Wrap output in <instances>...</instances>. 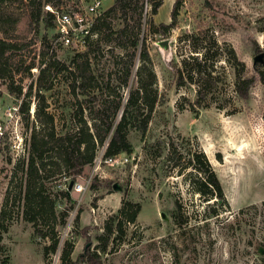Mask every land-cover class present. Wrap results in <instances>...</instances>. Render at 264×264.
<instances>
[{
  "label": "rangeland",
  "instance_id": "374dc122",
  "mask_svg": "<svg viewBox=\"0 0 264 264\" xmlns=\"http://www.w3.org/2000/svg\"><path fill=\"white\" fill-rule=\"evenodd\" d=\"M144 1L143 29L158 102L144 134L136 128L129 130L133 148L121 153L120 159L128 158L124 163L101 162L98 166L96 159L104 153L103 145L76 181L59 176L57 168L45 174V191L56 200L60 239L58 249L48 256L44 247L51 243L50 238L35 233L33 222L24 214L30 138L34 129L49 127L46 113L53 115L57 131L73 129L72 114L78 101L67 70L58 74L47 71L45 86L39 88L44 59L54 50L56 59L72 69L78 54L82 61L88 57L96 81L103 87L99 91L77 89L89 124L91 111L95 114L98 109L97 101L106 114L112 110L115 92L126 103L142 62L136 59L128 86H120L131 55L114 40L94 42L85 56L88 48L59 44L54 26L46 29L41 25L37 30L27 28V46L0 63V72L5 69L4 76L0 75V218L8 227L2 233L0 264H61L67 244L73 246L64 264H87L85 256L79 259L86 249L96 250L102 264H264V83L260 79L264 66L255 63L264 62V52L255 51L256 46L264 49V0H181L176 24L168 34L149 32L148 20L169 23L175 0H164L156 14ZM103 3L107 9L114 0ZM128 12L132 19L134 12ZM121 19L113 20L114 29L123 26ZM45 34L52 49L43 55ZM197 47L208 48L216 62L213 76L217 82L206 99L198 98L202 79L197 75L194 83L178 84V70L187 75L193 66L191 55L199 54L194 51ZM231 48L246 65L244 75L255 77L246 99L235 91ZM260 54L263 56L258 58ZM24 103L28 106L25 112L21 110ZM122 112L123 106L117 119ZM195 147L205 153L217 173L223 199L206 200L196 190L198 173L189 164L188 153ZM61 189L68 191V199L60 195ZM125 198L141 203L137 220L125 221L124 238L111 241L102 251L98 235L104 233L107 221L118 219ZM176 199L180 222L175 219ZM64 208L68 215L61 224L59 213ZM51 223L38 221L43 231H49Z\"/></svg>",
  "mask_w": 264,
  "mask_h": 264
},
{
  "label": "trees",
  "instance_id": "16d2710c",
  "mask_svg": "<svg viewBox=\"0 0 264 264\" xmlns=\"http://www.w3.org/2000/svg\"><path fill=\"white\" fill-rule=\"evenodd\" d=\"M61 0H0V63L4 64L10 57V54L16 53L18 50L25 48L28 29L37 30L42 25L43 27L53 28L52 14L45 12L43 9L44 3L58 4ZM151 7V13L156 14L158 8L163 4L164 0H146ZM181 0H175L171 12V21L169 23L160 22L156 24L152 19L149 22V32L168 34L175 26L178 14V7ZM144 8L145 1L137 0H114V3L108 7L101 15L94 26L97 36L87 46V51L83 55L88 56L92 51L93 46L98 41L115 43L131 55V63L126 67L124 72L125 77L119 81L120 86H128L130 75L135 66L136 59L142 63L138 67L136 78L133 80L130 88V95L123 103L120 93L115 92L116 99L113 100L110 113L106 114L102 109V103L97 101L98 109L91 111L89 124L88 119L84 116V109L81 101L78 98L77 89L79 92H85L89 88H96L97 91L103 87L97 83L96 77L92 70L90 60L82 61L78 54L75 59V65L72 69L56 59L55 52L52 50L48 59H44L45 67L39 75L38 86L41 89L45 73L49 70H56L57 74L63 70H67L72 74L70 88L78 101V107L72 114V119L75 120V127L66 132H59L56 129L54 117L51 113H46L47 124L39 130L34 129L30 138V152L27 165V178L24 194L25 217L32 221L35 227V233L43 237H49L51 243L46 245L45 255L48 256L50 252H55L60 243L56 224L58 215L56 214V200L51 198L45 191L44 177L52 168H57L60 175L68 177L69 181H76L84 172L85 166L94 162L97 156L98 149L105 146L104 155L112 156L122 152H132V144L128 139V132L132 128L139 129L143 134L148 128L151 114L158 102V91L152 87L155 83L156 75L150 69L148 62L150 61L148 47L146 45L147 33L143 29L144 24ZM129 10L134 12L132 19L128 17ZM123 21V26L114 29L112 22L114 19ZM146 20V19H145ZM133 21V23L131 22ZM23 25V27H22ZM28 28V29H27ZM264 29V28H263ZM261 29V30H263ZM142 30L143 36H142ZM12 33V37L10 36ZM95 42V43H94ZM43 55L52 49L49 43V38L45 34L42 42ZM195 52L201 53L191 55V62L193 66L185 75L182 69L178 70V84L194 83L197 75L202 79V84L197 90L198 98L206 99L212 91L213 86L216 85L217 77L213 76L214 59H211V54L208 48L197 47ZM256 53L264 52L259 46L255 47ZM233 60V65L236 68L235 77V91L242 98H248L251 87L255 82L254 76H245V63L241 61L235 50L230 49ZM188 59L184 60L186 63ZM211 62V63H210ZM256 65L264 62H255ZM34 63L30 66L32 67ZM255 65V66H256ZM5 69L2 67L0 72L4 76ZM187 76V79L185 78ZM260 79L264 83V70L260 72ZM110 84V83H108ZM111 86V85H109ZM45 88H50L45 87ZM19 89V94H21ZM96 100V97L94 98ZM123 106L122 116L117 119L116 115L119 109ZM28 106L22 104L21 110L25 112ZM171 150L175 151L176 146L172 142ZM189 164L197 170L198 175L194 179L196 190L203 194L206 200L214 199L216 201L223 199L224 192L222 184L218 178L217 173L212 167L211 162L206 157L205 153L198 148L189 149ZM68 185V184H67ZM64 198H69V193L66 189L58 191ZM141 210V203L132 202L128 199H123L122 206L116 216L118 219H111L104 225V233L98 235L100 241V248L106 251L110 242L114 240H122L125 235L123 224L127 222H135L138 213ZM180 204L175 200V219L180 222ZM4 215V211H3ZM59 222L65 224L68 215L67 209L64 208L59 213ZM46 222L50 220L52 223L49 226V231H43L39 227L38 221ZM78 222V218H77ZM47 224V223H46ZM7 226L3 222V217L0 218V247H2L3 236L2 233L7 230ZM72 244H67L62 252L61 264H64L70 258L72 251ZM86 254L79 255V259L86 257L87 264H102L99 253L94 250L90 252L86 249Z\"/></svg>",
  "mask_w": 264,
  "mask_h": 264
},
{
  "label": "built area",
  "instance_id": "2783aa9c",
  "mask_svg": "<svg viewBox=\"0 0 264 264\" xmlns=\"http://www.w3.org/2000/svg\"><path fill=\"white\" fill-rule=\"evenodd\" d=\"M43 8L45 12L52 14L56 41L76 49L87 48L97 36L93 28L106 10L103 0H61L58 4L44 3ZM1 129L0 135L3 134ZM120 158L121 153L112 156H105L103 153L96 160L98 166L101 162L114 165L128 160Z\"/></svg>",
  "mask_w": 264,
  "mask_h": 264
},
{
  "label": "water",
  "instance_id": "95a60500",
  "mask_svg": "<svg viewBox=\"0 0 264 264\" xmlns=\"http://www.w3.org/2000/svg\"><path fill=\"white\" fill-rule=\"evenodd\" d=\"M262 56H263V54H260V55L258 56V58H259V57H262ZM256 60H257V59H256Z\"/></svg>",
  "mask_w": 264,
  "mask_h": 264
}]
</instances>
